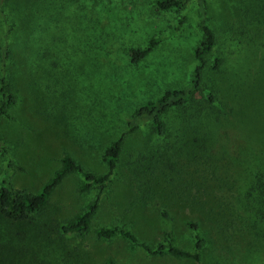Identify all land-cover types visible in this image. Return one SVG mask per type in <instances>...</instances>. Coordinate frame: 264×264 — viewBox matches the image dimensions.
Returning a JSON list of instances; mask_svg holds the SVG:
<instances>
[{
	"label": "rangeland",
	"instance_id": "374dc122",
	"mask_svg": "<svg viewBox=\"0 0 264 264\" xmlns=\"http://www.w3.org/2000/svg\"><path fill=\"white\" fill-rule=\"evenodd\" d=\"M153 2L6 1L0 49L7 44V80L17 96L7 118L0 120V180L8 188L35 193L64 155L87 172L105 174L103 151L126 130L133 111L164 91L189 85L202 24L214 38L202 73L215 94L209 119L262 130L263 48L255 46L245 54L237 40H264V10L258 8L264 0H187L182 10L168 11L154 9ZM152 40L155 45L144 58L131 63V52ZM215 55L221 65L210 71ZM259 68V77L249 78ZM176 119L171 111L163 116V140L155 138L148 119L126 135L82 237L64 235L60 228L82 213L98 190L80 192V177L66 175L33 216L41 245L30 239L31 251L16 264H106L108 258L115 264H196L167 254L149 256L117 235L106 241L94 233L124 229L149 248L163 243L169 233L175 247L192 251L193 234L186 222L195 224L202 240V264H262L264 231L247 227L231 207L227 171L214 162L186 158L200 144L197 133L204 126L197 124L176 138L171 127ZM19 226L0 221V240L8 252L24 244Z\"/></svg>",
	"mask_w": 264,
	"mask_h": 264
},
{
	"label": "trees",
	"instance_id": "16d2710c",
	"mask_svg": "<svg viewBox=\"0 0 264 264\" xmlns=\"http://www.w3.org/2000/svg\"><path fill=\"white\" fill-rule=\"evenodd\" d=\"M7 0H0V20L6 21L3 6ZM258 0H256L257 2ZM261 1V0H259ZM187 0H154L153 7L159 11L182 10ZM253 7V4H250ZM261 4L258 8L263 9ZM201 40L193 50L195 66L193 68L189 85L178 90L164 91L154 101H149L138 106L125 123L126 130L112 141L103 151L102 162L106 167V173L95 175L82 169L73 159L64 155L60 160V167L35 193H27L23 190H13L7 187L5 179L0 180V221L6 224H19L20 231L17 234L24 244L13 247L9 252L2 246L0 240V264L22 263L26 253L30 250V239L41 245L43 238L41 233L32 225L33 216L40 214L53 189L58 186L62 179L71 173L77 174L82 182L79 191L84 192L90 187L98 190L94 200L89 203L84 211L75 215L70 221L61 226L60 231L64 235L82 237L89 231V221L98 207V201L102 192L106 189L109 177L112 175L121 143L126 135L135 130L136 124L142 119L151 122L152 133L157 140L165 137V124L163 116L168 112L176 114L177 119L173 127L174 137L179 138L180 132L193 129L197 124L204 126L202 131L197 133V140L200 142L187 154L188 161L201 159L203 163H210L215 168H222L227 171L229 179V190L233 205L238 217L247 222V227L264 231V125L262 130H251L250 125L242 123L232 125L228 121L221 124L212 122L209 119L210 105L215 101V94L205 86L202 80V73L206 68V54H212L214 38L210 29L202 24L200 26ZM10 34V26L6 28L5 38ZM238 44L244 46V52L251 53L253 47L263 48L260 50L264 60V40L254 43L251 38L246 40L238 39ZM155 45L152 40L142 50L131 52L130 62L138 63ZM10 59V52L5 43L0 49V120L7 118L6 110L17 103V96L14 95L8 84L6 67ZM250 62L254 60L250 59ZM221 65V59L213 56L210 71H217ZM253 66V63H252ZM261 68L253 72L249 78L259 77ZM245 75L243 74V77ZM206 103V107L203 105ZM208 120H207V119ZM209 121V122H208ZM188 132V131H186ZM195 129L192 131V134ZM0 139V146L1 144ZM4 151V148L2 149ZM223 161L222 165L215 163ZM8 161V165H9ZM242 212V213H241ZM193 234V249L185 251L174 246L169 233H165L164 242L153 248H149L136 241L133 235L124 229L100 228L96 230L95 236L99 239L110 241L114 236H119L131 244V247L142 249L149 256H162L164 254L175 258L191 260L196 264H202L199 260V251L202 247V240L197 233L195 224L185 223ZM30 236V237H29ZM12 251V252H11ZM31 251V250H30ZM106 264H115L110 258ZM264 264V262L262 263Z\"/></svg>",
	"mask_w": 264,
	"mask_h": 264
}]
</instances>
